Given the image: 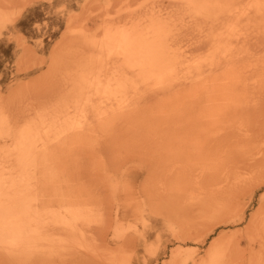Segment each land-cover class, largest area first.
<instances>
[{"label":"rangeland","instance_id":"374dc122","mask_svg":"<svg viewBox=\"0 0 264 264\" xmlns=\"http://www.w3.org/2000/svg\"><path fill=\"white\" fill-rule=\"evenodd\" d=\"M121 35L158 38L170 76L123 63ZM225 64L250 91L216 116L202 80ZM260 79L264 0H0V264H264ZM250 169L231 212L203 218Z\"/></svg>","mask_w":264,"mask_h":264},{"label":"bare ground","instance_id":"6f19581e","mask_svg":"<svg viewBox=\"0 0 264 264\" xmlns=\"http://www.w3.org/2000/svg\"><path fill=\"white\" fill-rule=\"evenodd\" d=\"M155 32H153V35L160 33L157 31H155ZM153 35H152V37L157 36L158 34L154 35V36ZM159 35H158V37H159ZM161 37H162V35H161ZM149 38H151V35H149V36L147 35V37H143V36L141 37L139 35H137L135 37L121 35L118 38H116L115 42L117 43L118 46L120 43L121 47H122V51L120 53V54H122V57H121L122 62L123 63L126 62V64L129 65L130 67H137L136 71H139V72L140 71H147L145 78H162L161 76H158L159 73H164V78H168L170 76V73H171L170 71H172L173 66H172V64L169 65V62L168 63L162 62V60H161L162 58H160L161 56H159V52H158V48H160V44L158 42H157L158 43L157 46L153 44V42L154 41L156 42V40H158V38L154 37V38H157V39H154V41H151V40L149 41ZM160 54H161V51H160ZM130 60H133V62H131ZM118 61L120 62V59L116 60V62H118ZM235 68H237V65H235V64H232V65L231 64L230 65L225 64V66H222L221 68H219V70H217L220 72L219 74H217V72L215 71L216 74H215V72H213L215 74L213 76V73H211V70H209L208 74L203 77L202 86H201L202 87V94H203V103H204V109L208 113L211 112L213 109H214L213 113H214V111H215V114L219 113V112H216V110L218 111V109H217L218 105H216V104H219L221 102V105L223 107H224V105H228V106L231 104L233 105L236 103L235 101L239 102V100L242 99V96H244L243 94H244L245 90H246L245 95L247 94V90H249V88H248L249 85L247 83H245V80H243L244 78L231 77L233 75L232 72H233V70H235ZM209 73H211L212 75H210ZM247 85H248V87H247ZM253 88H254L253 89L254 95H256V97H254V100L256 98L257 102L259 103V105L257 104L259 106L258 108H260L257 110L262 111V107H264V80H261V79L258 80L257 86H255ZM251 94H253V93H251ZM246 99H249V97ZM244 100H245V97H244ZM241 102L242 101H240V103ZM242 104H243V102H242ZM244 104L249 105L248 101H247V103H244ZM215 105H216V107H214ZM232 105H231V108H233ZM246 105H244V107ZM235 106H236V104H235ZM239 106H240V104H238V107ZM246 108H248V107H246ZM250 108L254 110L253 106ZM256 108H257V106L255 107V109ZM124 109L122 107L118 108V109L117 108L113 109L114 112H112L110 114V117H113L114 115H116V117H119V116L122 117V114H124V112H125V111H123ZM226 109H228V107ZM233 109L236 110L237 108L235 107ZM241 109H243V108H241ZM241 109H240V111L243 112V110H241ZM247 112L248 111H246V113ZM208 113H206V116L208 115ZM215 114H214V121L216 122ZM210 116H211V113H210ZM216 116H217V114H216ZM212 117H213V115H212ZM209 118L211 119V117H209ZM209 118H208V120H210ZM218 122H219V120H218ZM218 122H216V124H218ZM205 123L207 126L208 123L207 122H205ZM211 123H213V120L211 121ZM212 126H208L204 129L205 134L209 133ZM215 129H217V128H215ZM23 137H24L23 140H24V145H25L26 150H28V151L31 150V146L33 144V140H31V136L27 134V135H24ZM262 137H264V136H262ZM262 140H264V139H262ZM262 149H264V148H262ZM26 153H27V151H26ZM259 153H261V156H264V150H261V152H259ZM256 161H258V160H256ZM252 174H253V170H251V169L247 172H241V173L235 172L234 176L232 177L233 182L227 185L226 191L223 193V195L220 196L218 199H214V200L210 201L204 207L203 218L217 219V218L226 217L229 214V212H231L230 209L232 208L234 198L236 197V192H239V190H241V188L244 187V185L246 184L247 181L254 178V175H252ZM13 201H15V199ZM9 205H10V207L7 206L8 208H6L7 211L9 210V212H8L9 219L7 221L5 230L8 232L9 237H11L10 239H13V241L17 240V242H19L24 237L23 230L27 227V224H26L27 220L25 221L23 218H20V214H17L18 210L16 209L17 211H15V205L16 204L14 205L12 202H10ZM27 205L23 204V206H21L20 212L22 215L24 213L25 214L28 213V210H27L28 206ZM18 215H19V217H18ZM207 259L208 260H207L206 264H216V261L218 260L217 253H212V252L209 253L207 255Z\"/></svg>","mask_w":264,"mask_h":264}]
</instances>
